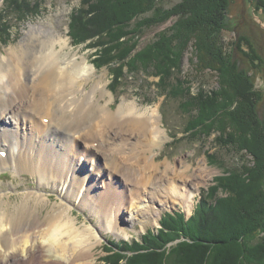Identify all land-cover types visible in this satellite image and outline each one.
Returning a JSON list of instances; mask_svg holds the SVG:
<instances>
[{
  "label": "bare ground",
  "instance_id": "1",
  "mask_svg": "<svg viewBox=\"0 0 264 264\" xmlns=\"http://www.w3.org/2000/svg\"><path fill=\"white\" fill-rule=\"evenodd\" d=\"M67 45L54 31L30 29L16 49L0 56V173H28L38 187L60 190L62 199L41 219L36 212L46 197L39 192L29 191L14 208L1 202L0 264H92L96 234L90 227H77L69 214L68 205L78 196L76 207L94 215L99 230L117 231L121 219L153 217L156 204L189 209L195 199L189 189L199 188L200 180L210 175L198 166L187 180L190 165L157 162L154 150L166 139L158 108L122 100L114 111L100 104L110 95L106 74L98 76L77 53L71 58L62 54ZM25 105H33L31 111L22 109ZM77 139L90 144L87 161L104 153L112 190L106 184L100 187L103 191H95V167L88 170L91 174L81 170V157L70 169V158L83 155L75 147ZM120 172L133 175V181L127 177L118 182L114 178Z\"/></svg>",
  "mask_w": 264,
  "mask_h": 264
},
{
  "label": "trees",
  "instance_id": "2",
  "mask_svg": "<svg viewBox=\"0 0 264 264\" xmlns=\"http://www.w3.org/2000/svg\"><path fill=\"white\" fill-rule=\"evenodd\" d=\"M26 1L32 2L6 0V4L14 8L15 14L19 15L16 18H20L27 12L23 9L29 8ZM159 1L81 0L70 22L71 38L78 43L89 40L92 46L98 47L96 54H100L103 64L95 62L96 66L113 64L116 83L123 77L125 69L127 74H132L152 63L155 75L160 78L158 86L167 89L165 95L175 100L180 99L181 95L186 98L179 103V107L189 115L185 130L187 137L207 138L216 133L215 143L219 147L227 146L226 149L233 150L241 161L240 152L245 151L246 155L251 156V162L245 160L238 167L228 169L225 172L227 175L216 179V184L208 192L203 191L198 210L193 215L194 220L191 218L187 226L178 227L176 225L181 223L180 220L164 215L157 234L146 233L140 243L136 240L129 243L106 240L110 255L104 264H119L123 258L127 259L126 264H242V260L249 264L248 261H258V252L245 250L236 240L240 236L248 240L255 228L261 226L263 228L260 230L264 232V122L258 118L257 111L261 94L255 90L249 74L232 61L233 55L229 58L223 56L222 40L212 30L214 25L211 20L214 18L213 23L221 21L227 0H212L214 6L210 5L211 0H198L200 2L194 3L193 8L187 5L186 0H181L168 9H163ZM217 6H222V12L218 11ZM0 11L1 32L8 28L3 26V18L8 15L5 9ZM214 11L218 14L216 18ZM171 16L176 19L174 26L160 33L151 46L134 53L135 45L130 43L133 34L127 29L131 27L130 24L135 21L132 27L140 29L154 27ZM217 32L220 31L217 29ZM191 38L195 39L197 56L203 59L201 63L205 62L206 56L209 57L207 68L218 74L219 89L216 91L199 90L193 94L190 83L178 77L182 49ZM127 44L130 47L122 52ZM228 124L232 132L227 130ZM208 159L214 165L219 162L216 155L211 154ZM227 186L231 187L234 198L223 201L216 195L219 189L227 191ZM250 210L256 216L249 215ZM242 218L245 220L241 224ZM170 232L176 236L183 233L191 244L179 243L168 251L165 244ZM149 241L153 245H149ZM158 241L164 245H158ZM207 249L209 256L205 260ZM132 250L138 253L129 256L122 254V251ZM245 251L250 256L244 255ZM252 254L256 260L249 259L254 257ZM260 259V263L264 264V256Z\"/></svg>",
  "mask_w": 264,
  "mask_h": 264
},
{
  "label": "rangeland",
  "instance_id": "3",
  "mask_svg": "<svg viewBox=\"0 0 264 264\" xmlns=\"http://www.w3.org/2000/svg\"><path fill=\"white\" fill-rule=\"evenodd\" d=\"M179 1L181 0H160L159 5L163 9H168ZM80 2L81 0L26 1L29 8L23 10L27 12L20 18H16L19 15L15 14L13 10L14 8H9L6 4V0H0V10L5 9L6 15H8L7 18H3V20L5 19V22L2 20L3 26L8 28L0 32V56H6V53L11 49H16L30 29L54 31L59 37L61 36L62 38L67 39L68 45L63 49L62 54H66L67 52L69 57H73L74 54L77 53L79 60L81 59L80 57H85L88 63L94 66L98 76L106 74L105 83L108 85L106 89L112 97L109 94L105 95L104 98L100 99V104L103 106L108 105L109 109L114 111L118 108L122 100H125V102L134 101L139 108H158L160 123L162 128L165 130L166 139L163 144L154 150V158L157 162L166 160L171 163L172 166L174 165L179 167H182L181 165H190L191 168L189 170L191 173L187 177V180H189L191 174L195 175L192 171H195L194 168L198 166L206 170L207 173H210V175L206 176L203 180H200L201 182H199V188L195 186H192L190 189L188 188L191 192L190 195L195 194V199L189 209H185L179 204H172L171 202H166L162 205L156 204L153 210V217L150 216L149 219H141L137 217L136 220H130L128 222L121 219L119 222V229L117 231L99 230L96 217L91 215L88 210H81L76 207L79 204L80 196H78L75 201H72V205L70 206L69 204L68 208L70 209L69 214L72 218H74L76 226L81 229L84 227H90L93 233L96 234V238L91 243L94 246V248H92V256L90 258L92 264H104V260L108 255H110V253H107L109 247L106 244V240L108 239L113 240L116 243H129L134 240L140 243L142 241V237H144L146 233L157 234L158 229L161 228L160 219L164 215H169L180 220V224L174 222L178 227L187 226L188 223L191 222V218L193 219L195 212L198 210L202 192H208L210 188L216 184V179L227 175L225 172L228 169L238 167L240 164L244 163L243 161L245 160L251 162V156L246 155L245 151H242L240 152L243 158L241 161V157L233 150L226 149L227 146L226 148L219 147L218 144L215 143V138L217 136L216 133L210 134L207 138L204 136L195 137V139L188 138V133H186L185 130L187 128L189 115L183 113L179 107V103L182 102V100L185 101L186 98L181 95L182 97L180 96V99L175 100L165 95L167 89H163L158 86L160 78L155 75L156 71L155 67L153 68L152 63L147 65L145 68H139L137 72L132 74H127L125 69L123 71V77L119 79V83H116L114 80V71H112L114 68L113 64L109 63L107 65L97 67V62L100 61L98 64H103L102 60H100L102 58H99L100 54H96L99 48L92 46L89 40L78 43L71 38L72 30L70 29V22H72V16L75 10L79 8ZM186 2L188 6H192L193 8V6H195L194 3H199L200 1L186 0ZM260 2L261 4L259 3V0H227V7L226 10L224 9V12H222V6H217L219 7L218 11L221 10L222 12L221 21L218 22L217 20L213 23V18L211 23L214 25L212 30L215 35L222 40L223 52L225 53L223 56L225 55V57L229 58L232 54V61L237 63L240 70H244L249 74L254 82L255 90L261 94V100L258 102L257 111L258 118L262 119L264 122V9L261 6L263 5L262 2L264 3V0ZM210 5L214 6L213 1ZM215 12L216 11H214V13ZM217 15L218 14L216 12L214 17L216 18ZM175 21V17L171 16L160 25L143 29L132 27V24L135 22L133 21L130 24L131 27H128L127 29L133 34L131 35L132 37L130 36L133 38L132 40L130 39V43L135 45H133L134 53L140 52L141 49L146 46H151L152 42L155 41L154 39L160 33L174 26ZM217 29L220 31L219 33L217 32ZM195 45L196 42L193 38L190 40L188 39L186 46L184 45L185 47L182 49L183 52L180 59L178 77H180L181 81L190 83L191 92L193 94L198 93L199 90L216 91L219 89L218 74L216 71H210L207 68L210 62L209 57L206 56L205 62L201 63L203 59L197 56ZM129 47L130 45L128 44L127 46H124L122 48V52L127 51ZM114 64L118 66V64ZM155 66L157 67V65ZM90 85L91 83H88L85 88L88 90ZM32 106L33 105H25L22 109L26 110L25 108H27L28 110L29 108H32ZM29 111L31 110L29 109ZM36 120L39 123L42 122L38 118H36ZM227 128L228 131H233L232 129L229 130V124ZM76 141L77 145L75 147L80 150L83 155L77 153V155L70 158V161H68L70 169L73 170L74 162L81 157V170L84 169V171L87 170V172H89L88 170L95 167L93 179H97L96 187H98L94 188L95 191H103L105 187L102 189L100 187L101 185L106 186V184H108L112 190V179L110 178L108 172L110 169L105 161L104 153H101L100 157H97V155L96 158H91L92 160L88 159L87 161L86 159L88 157L85 155L92 156L91 151H89L90 144L87 146V143L81 139H77ZM94 146H92V148H95ZM211 154L216 155L219 160L217 165L210 163L208 156ZM64 156L67 155L64 154ZM250 164L252 165V163ZM121 172L124 173L125 171ZM121 172L114 179L118 182L120 180L121 182L128 177L129 181H133V175L121 176ZM89 173L91 174V172ZM95 173H98V176H95ZM35 180V177L28 173L21 174L20 176H14L10 169L1 171L0 209L2 207L5 208V206H8V208L19 206V203L22 201L21 198L24 195H26L29 191H35L45 195L46 197L44 203L38 207L36 212L40 215L39 218L41 219L42 214L51 210L52 206L55 205L54 203L62 201L59 196L60 190L52 189L51 187H38ZM196 183H198V181H196ZM196 185L198 186V184ZM226 188L227 191L219 189L216 195L223 201L234 198L232 192H230L231 187L227 186ZM128 193H131V191H128ZM1 202H5V206L2 205ZM109 207L113 208L114 202H111ZM34 209L35 206L33 210ZM249 213L248 214L253 217L256 216V213L254 214L253 211ZM123 215H126L128 219H131L132 216L127 213H123ZM246 219L250 221L249 217ZM244 220L242 218L240 223H244ZM262 225H264V223ZM260 228H263V226L255 228L253 234L249 236L248 240L245 239V236H240V238L236 240V242H240V247L244 246L245 250H255V253L258 252V261L255 259L256 256L252 254L251 256L254 257L249 259L256 261H248L249 264H261L260 258L264 256V241L261 242L264 237V232H262ZM167 237L169 238L165 247L168 251L171 247H175L179 243L191 244V241H188L187 238L183 236V233L176 236L174 233L170 232ZM224 237H226V234ZM148 244L153 245L151 241H149ZM157 244L160 246L164 245L161 244L160 241H158ZM207 251L208 249L205 251V260H208L207 257L209 256V251ZM134 253L138 252H133V250L131 252L122 251V254L125 256H129ZM244 255L249 254L245 251ZM126 261L127 259L123 258L120 260L119 264H126ZM245 261L246 260H242V264H247V261Z\"/></svg>",
  "mask_w": 264,
  "mask_h": 264
}]
</instances>
